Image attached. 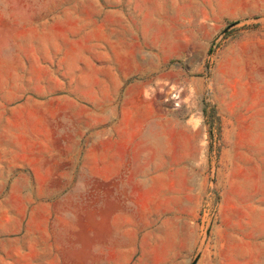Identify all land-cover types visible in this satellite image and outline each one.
<instances>
[{"label":"rangeland","instance_id":"rangeland-1","mask_svg":"<svg viewBox=\"0 0 264 264\" xmlns=\"http://www.w3.org/2000/svg\"><path fill=\"white\" fill-rule=\"evenodd\" d=\"M0 264H264V0H0Z\"/></svg>","mask_w":264,"mask_h":264}]
</instances>
